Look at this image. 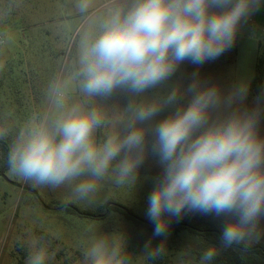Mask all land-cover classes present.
<instances>
[{"label":"clouds","instance_id":"clouds-1","mask_svg":"<svg viewBox=\"0 0 264 264\" xmlns=\"http://www.w3.org/2000/svg\"><path fill=\"white\" fill-rule=\"evenodd\" d=\"M90 0H80L81 11ZM264 0H123L109 10L100 34L80 59V89L87 97L120 95L111 121L100 108L64 109L65 89H54L59 116L34 114L8 146L9 171L33 187L68 188L91 201L102 181L137 186L149 161L145 218L153 237H166L185 216L218 220L220 244L247 250L264 237V93L247 103L244 83L223 89L198 69L229 51L241 27ZM195 66L174 80L181 65ZM111 123L102 140L98 128ZM9 129L0 127V141ZM26 264H49L48 233L21 241ZM209 246L198 264H211ZM149 260L165 255V241L144 245ZM82 264H134L125 237L96 234L82 249Z\"/></svg>","mask_w":264,"mask_h":264},{"label":"rangeland","instance_id":"rangeland-1","mask_svg":"<svg viewBox=\"0 0 264 264\" xmlns=\"http://www.w3.org/2000/svg\"><path fill=\"white\" fill-rule=\"evenodd\" d=\"M79 3L80 0H0V33L6 36V43L0 45V115L11 142L34 114H47L50 118L60 115L63 109L53 103L57 85L65 89L64 109L72 105L100 108L110 121L123 109L122 96L87 97L79 83L83 51L102 31L109 10L123 0H90L85 11L79 9ZM259 43L264 53V4L241 27L229 51L198 69L201 79L225 90L246 84L247 103L251 106L257 98L250 93V85ZM194 71L195 66L181 65L174 80L186 79ZM113 130L112 124L106 123L97 129V140ZM157 171L149 161L141 170L136 187H120L105 180L93 200L80 201L73 199L66 187H33L8 169L0 175V264H26L27 248L20 246L21 241L42 233L52 238L49 264H82L83 246L100 233L124 236L134 264H149L144 252L149 239L153 247L165 241L167 252L160 264H198L199 254L208 246L197 236L185 232L167 235L166 240L156 239L118 213L107 220H96L66 210L67 205L92 209L112 198L146 219L150 178ZM243 264L264 262L250 256Z\"/></svg>","mask_w":264,"mask_h":264},{"label":"trees","instance_id":"trees-1","mask_svg":"<svg viewBox=\"0 0 264 264\" xmlns=\"http://www.w3.org/2000/svg\"><path fill=\"white\" fill-rule=\"evenodd\" d=\"M237 50V47H236ZM261 44L258 45V57L255 67V75L250 85V93L255 97H260L264 93V53H261ZM0 127H4V122L0 115ZM11 143L10 138H6L0 141V174H4L7 170L6 155L8 146ZM57 206H61L57 203ZM80 213L76 212L73 208H66L70 213H76L84 217H91L96 220H107L113 213L122 215L126 220L131 222L135 227L143 229L150 236L153 237V225L144 218L137 216L131 209L122 203L116 202L110 198L105 203L98 204L92 209H82L76 205ZM219 223L216 219L210 216H196L189 215L185 216L179 222L173 221L169 227L168 235L181 233H189L191 235L201 238L205 244L209 247L215 245L219 251L218 255L214 258L211 264H243L245 259L250 256H255L262 262H264V241L253 244L247 250L243 248L233 246L232 248H223L220 244V228ZM158 239V237H154ZM161 257L155 260H149V264H160Z\"/></svg>","mask_w":264,"mask_h":264},{"label":"built area","instance_id":"built-area-1","mask_svg":"<svg viewBox=\"0 0 264 264\" xmlns=\"http://www.w3.org/2000/svg\"><path fill=\"white\" fill-rule=\"evenodd\" d=\"M6 43V36L0 33V45H4Z\"/></svg>","mask_w":264,"mask_h":264},{"label":"water","instance_id":"water-1","mask_svg":"<svg viewBox=\"0 0 264 264\" xmlns=\"http://www.w3.org/2000/svg\"><path fill=\"white\" fill-rule=\"evenodd\" d=\"M0 175L3 176L4 174H0ZM60 207L63 208V206H60ZM66 207L73 208L76 212L80 213V211L77 208H75L73 205H67Z\"/></svg>","mask_w":264,"mask_h":264}]
</instances>
